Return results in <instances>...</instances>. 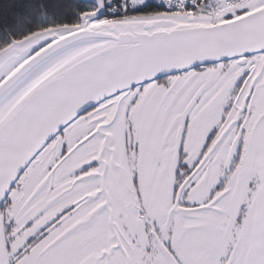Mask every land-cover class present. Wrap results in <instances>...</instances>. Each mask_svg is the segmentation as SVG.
I'll return each mask as SVG.
<instances>
[{
	"label": "snow or ice",
	"instance_id": "6c2138e0",
	"mask_svg": "<svg viewBox=\"0 0 264 264\" xmlns=\"http://www.w3.org/2000/svg\"><path fill=\"white\" fill-rule=\"evenodd\" d=\"M0 264H264V0H0Z\"/></svg>",
	"mask_w": 264,
	"mask_h": 264
}]
</instances>
